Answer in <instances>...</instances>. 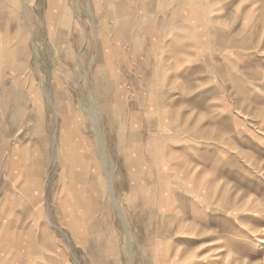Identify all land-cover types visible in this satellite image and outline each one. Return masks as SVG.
<instances>
[{
	"label": "crops",
	"instance_id": "crops-1",
	"mask_svg": "<svg viewBox=\"0 0 264 264\" xmlns=\"http://www.w3.org/2000/svg\"><path fill=\"white\" fill-rule=\"evenodd\" d=\"M39 38L66 54L43 57ZM76 65L99 68L110 174L94 165L106 156ZM0 158L16 187L0 205V264H75L71 244L86 261L94 241L109 264L112 237L94 226L111 193L150 212L158 264L250 258L264 247V0H0Z\"/></svg>",
	"mask_w": 264,
	"mask_h": 264
},
{
	"label": "rangeland",
	"instance_id": "rangeland-1",
	"mask_svg": "<svg viewBox=\"0 0 264 264\" xmlns=\"http://www.w3.org/2000/svg\"><path fill=\"white\" fill-rule=\"evenodd\" d=\"M79 11V10H78ZM42 36V35H41ZM43 38V36H42ZM42 38H39L37 42L39 44H42L43 50L41 51V55L43 57H50L55 56L58 54L59 57L62 56V53L66 52V48L64 50L59 46L58 48H55L54 50H50L53 46H56L55 43H49ZM43 40V41H42ZM48 47L49 49H45V47ZM58 49V50H56ZM79 55L76 54V58H82V49L80 48L78 51ZM91 58L94 57V50H91ZM66 54V53H65ZM97 58V56L95 57ZM60 69V68H59ZM71 68L69 74L71 75V78H73V82L70 84L73 86L72 88L75 90L76 94V103L81 110V108L84 110L86 109L88 113H86L88 119H89V125L92 129V132L94 135L96 134L97 141L99 143V148L106 147L107 151H105L103 154L106 156V164L104 166L103 162L97 161L94 163L96 168L99 169H106L108 171V174L110 172L113 173L114 167H115V156H114V150L112 146H106L105 145V139H104V130L101 131L99 126V119L103 116L99 114L100 111V79L101 76L99 72V68L97 65L93 66H84L79 65L75 66L74 70ZM109 99H105L106 109L110 105ZM103 107V106H102ZM54 112V111H53ZM52 112V113H53ZM38 115V114H37ZM36 115V117H37ZM100 116V117H99ZM41 117V116H40ZM95 118H97V121L95 122ZM36 124L37 121L40 120L38 118L35 119ZM33 121H31L32 123ZM22 124L25 125V119L22 120ZM34 124H31L33 126ZM21 128L22 125H20ZM27 132L30 130L26 129ZM32 131V130H31ZM24 130L19 129V125L17 124L16 130H12L10 133V137L13 141L19 142V136L18 134H21L24 136ZM36 136L38 137L39 131L34 130L32 131ZM32 132H29L32 134ZM102 153V152H101ZM46 168H48L49 171H58L59 175L62 174V172H65L64 170H67L68 163L66 162H55L51 161L47 163ZM5 166L3 165V162L0 158V205L5 200L11 192L14 191L16 188L13 185L12 180L9 178V175L6 171H4ZM103 169V170H104ZM6 170V169H5ZM62 171V172H61ZM65 174V173H64ZM60 181V179H58ZM108 185L111 186V178L108 180ZM109 197V194H108ZM111 197L116 205V208L114 204H110L112 207L111 209L101 211L100 216H98V222L99 226H94L96 229L100 227L102 230L105 229L109 233V237H112L111 245L114 246L112 250L109 248L106 250L108 255L112 257V261L108 260L109 264H158L160 262L159 255V248L155 247L153 251H148L146 249V245L143 242L144 240V234L149 232V229L152 228L151 226L147 225V219L149 217V211H141V210H126L122 209L120 204L117 203L116 195L115 193H111ZM108 202H112L110 198H108ZM120 209V210H119ZM59 216H61V211H58ZM152 214V213H151ZM156 217V215H155ZM106 219V225L103 224L104 220ZM155 229H162V226H156ZM98 231V230H97ZM67 229L64 224L58 225V233L63 237L64 240H66V234ZM152 232V231H150ZM153 233V232H152ZM98 236V235H97ZM94 241L88 249H85L86 255H88V259L85 261L83 258H79L78 260L77 256H80L82 253L78 251V253L75 254V248L71 244V252L68 254V252H65L64 260L68 259L71 260L75 259V264H99L100 258V251L97 245H95ZM97 243V242H96ZM255 244H252L251 246V257L245 258V259H229L228 257V263L227 264H264V247H262L261 250H259L258 245L254 246ZM58 249H62V246H59ZM63 249L67 250L66 246H63ZM74 250V251H73ZM77 251V248H76ZM75 254V255H73ZM218 257V253L212 252L211 254L204 255L201 257V259L206 261L205 264L211 263L212 260L216 259ZM117 258V259H115ZM18 261V260H17ZM215 262V260L213 261ZM214 264V263H213Z\"/></svg>",
	"mask_w": 264,
	"mask_h": 264
},
{
	"label": "bare ground",
	"instance_id": "bare-ground-1",
	"mask_svg": "<svg viewBox=\"0 0 264 264\" xmlns=\"http://www.w3.org/2000/svg\"><path fill=\"white\" fill-rule=\"evenodd\" d=\"M96 121H97V118H95V122H96ZM99 149H100V148H99ZM103 151H104V147L102 146V147H101V151L99 150V152L104 153ZM104 154H105V153H104ZM104 154H102V155H104ZM119 210H120V209H119Z\"/></svg>",
	"mask_w": 264,
	"mask_h": 264
}]
</instances>
